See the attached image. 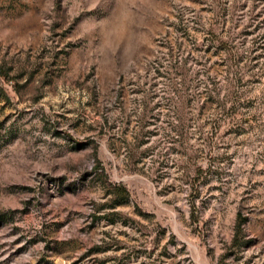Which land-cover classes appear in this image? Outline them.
<instances>
[{
	"label": "rangeland",
	"instance_id": "rangeland-1",
	"mask_svg": "<svg viewBox=\"0 0 264 264\" xmlns=\"http://www.w3.org/2000/svg\"><path fill=\"white\" fill-rule=\"evenodd\" d=\"M237 1L0 0V264H264V0Z\"/></svg>",
	"mask_w": 264,
	"mask_h": 264
},
{
	"label": "trees",
	"instance_id": "trees-1",
	"mask_svg": "<svg viewBox=\"0 0 264 264\" xmlns=\"http://www.w3.org/2000/svg\"><path fill=\"white\" fill-rule=\"evenodd\" d=\"M237 3L238 1L237 0H234L233 4L231 5V7L234 9L236 6H237ZM228 9L227 7H225L222 11L223 15L227 14L228 12ZM222 15V16H223ZM215 25H211V28H210V31H209V37H210V42L211 44H214L215 40L218 39V35H217V29L214 27ZM216 44V43H215ZM181 69V67H174V66H169L168 68V71H167V74L169 75H172L173 73H176L178 72L179 70ZM182 76H183V83L186 84L187 83V77L184 73H182ZM102 172L104 173V169L102 168ZM118 188V192L117 193V196L118 197H121V198H124V199H127L129 197V193H128V190L125 188V187H116Z\"/></svg>",
	"mask_w": 264,
	"mask_h": 264
}]
</instances>
